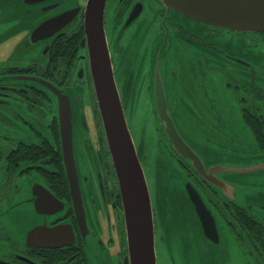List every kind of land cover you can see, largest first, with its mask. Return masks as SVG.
I'll use <instances>...</instances> for the list:
<instances>
[{
  "label": "flooded vegetation",
  "instance_id": "1",
  "mask_svg": "<svg viewBox=\"0 0 264 264\" xmlns=\"http://www.w3.org/2000/svg\"><path fill=\"white\" fill-rule=\"evenodd\" d=\"M71 1L0 0V34L6 33L18 39L14 45L8 43L4 47V43L0 41V49L18 46L30 49L39 46L47 58L45 63L32 62L27 66H4L2 64L8 63V57L0 59V205L4 204L11 209L15 204L31 202L36 210L37 197L45 195L43 189L48 190L64 203V208L54 215L40 214L43 224L51 227L72 224L77 241L84 245L69 188L66 196L65 192H58L51 183L55 178L67 179L59 129L58 97L51 87L68 94L72 104L69 91L78 88L91 101L89 117L84 115L80 122L73 113L75 157L82 193L84 194L86 187L92 192L94 190L95 196L98 194L101 197L103 207L108 211L109 218L111 215L113 219L115 238L122 242L121 249L128 251L121 190L97 105L86 41L84 16L88 0H84L83 4H70ZM77 7H80V11L71 23L49 30L45 35L47 37L32 43L31 35L34 30ZM105 27L116 83L126 114L128 102L135 98L141 99L147 94L151 99H157V68L163 80L159 65V50L162 45L168 47L178 41L188 48L200 41V49L196 53L197 66L201 71H204L211 54L219 61V64L213 63V70L224 67L222 58L239 64L240 68L228 66L227 69L231 72L228 74L237 79L238 91L249 93L253 97L254 106H251L247 104L246 97L238 94L239 102L242 103L243 120L257 143V154H260L257 157L264 158V88L258 87L256 83L258 63L260 58H264V54L259 51L257 43L247 41V38H255L264 45V32L249 36V33L227 30V37L218 28L185 17L172 8L166 9L158 0H108ZM212 37L214 41L222 40L225 49H218ZM223 74L228 75L226 71ZM139 85L144 86V92L138 89ZM77 124L89 135V138H85L84 148L79 147V151L75 142ZM160 133L165 137L164 132ZM163 142L186 174L185 180L175 183V192L169 198L161 199L159 191L155 199L152 196L158 264H214L208 255L217 248L214 242L204 236L185 184L190 182L196 187L217 219L219 216L225 220L226 210H232L237 205L205 182L174 151L167 138ZM136 146L140 153L137 143ZM141 156L142 154L140 158ZM93 202L98 203L96 197ZM169 207H186L188 211L172 219ZM50 216H54L52 221H49ZM226 223L229 225L227 220ZM119 225L123 232L121 240ZM115 238L111 240L112 243ZM237 239L248 257L247 264H264L250 253L243 238ZM191 242H197V245L193 247ZM50 251L48 248H28L25 241L24 246L15 244V253L0 259L9 264H49ZM126 256L127 254L124 257Z\"/></svg>",
  "mask_w": 264,
  "mask_h": 264
},
{
  "label": "rangeland",
  "instance_id": "2",
  "mask_svg": "<svg viewBox=\"0 0 264 264\" xmlns=\"http://www.w3.org/2000/svg\"><path fill=\"white\" fill-rule=\"evenodd\" d=\"M82 3L84 0H72L70 4ZM224 35L229 33L221 29ZM22 35V34H21ZM249 36L255 35L252 33ZM228 37V36H227ZM213 39V37L211 38ZM255 38L247 41L258 44L259 51L264 54V45ZM207 40V39H205ZM2 47L14 45L18 39L0 34ZM214 41V39H213ZM185 48L180 42L162 47L159 50V65L165 83L171 113L181 133L188 143L200 152L209 164L231 168H246L251 165L261 164L263 158L257 157V143L246 127L242 117V103L238 94L246 97L248 105L254 106L253 97L249 93H242L237 89V79L231 78L227 67L240 68L228 59L222 58L221 69L213 70V63L219 64L211 54L205 63L204 71L197 66V49L199 43ZM218 49H225L222 40L214 41ZM201 43V42H200ZM164 44V43H163ZM7 45V46H8ZM252 45V44H251ZM1 47V46H0ZM19 47V46H18ZM5 47L0 49V59L8 57V63L2 65L27 66L32 62L45 63L47 61L44 50L37 48ZM223 47V48H222ZM263 47V48H261ZM226 68V69H225ZM222 71V72H221ZM226 71L227 74H223ZM257 86L264 88V58L258 63ZM138 89L144 92V86ZM238 92V93H237ZM74 116L82 120L90 113V98L78 88L70 89ZM80 98V100H79ZM127 121L133 134L135 143L142 154L147 180L152 196L157 193L162 198H169L175 192V183L185 180V171L174 157L171 156L161 136L163 126L157 116L156 100L147 94L128 102ZM85 111V112H83ZM76 149L84 148L87 133L83 132L81 125L75 128ZM89 141V140H88ZM263 160V161H262ZM256 163V164H255ZM263 164V163H262ZM2 170H0V180ZM227 179L236 185L235 201L246 208L264 222V172L227 173ZM84 200L87 214L89 234L85 245L90 264H124V256L128 251L121 249V243L115 238L113 219L101 203V197L93 190L85 187ZM95 197L98 203H94ZM186 207H169L168 212L173 219L186 214ZM41 215L35 210L33 203L15 204L11 209L0 205V258L9 257L14 252L15 244L24 246L26 235L34 226L43 224ZM54 216H50L52 221ZM165 221V214L163 215ZM221 242L214 244L217 248L214 253H209L208 258L216 264H247L248 257L240 248L238 239L226 221L218 216ZM114 239L112 243L111 240ZM195 247L197 242H191ZM122 250V251H121Z\"/></svg>",
  "mask_w": 264,
  "mask_h": 264
},
{
  "label": "water",
  "instance_id": "3",
  "mask_svg": "<svg viewBox=\"0 0 264 264\" xmlns=\"http://www.w3.org/2000/svg\"><path fill=\"white\" fill-rule=\"evenodd\" d=\"M158 1L166 9L172 8L185 17L211 27L244 33L264 32V0ZM107 3L108 0L87 1L85 32L97 105L116 169L123 201L128 250V254L124 258V264H158L152 193L140 153L130 131L121 95L114 77L113 62L105 27ZM79 11L80 7L66 11L57 18L48 21L51 23H45L38 27L31 35L32 43L47 37L48 35H45L49 33V30L51 31L55 27L62 28L71 23ZM131 18H133V15ZM51 88L58 97L59 129L63 148L64 168L69 183L73 208L86 249L85 241L90 231L75 157L72 103L68 94L53 86ZM156 97L158 119H160L163 132L174 151L192 166L195 172L210 186L220 191L224 197L238 207L252 213L249 208L241 206L235 201L236 185L227 179L226 174L250 172L260 174L264 172V162H262L263 164L255 163L256 165L246 168H231L219 166L218 164L210 165V161L194 149L178 129L170 110L159 68H157ZM93 106L96 107V104L93 103ZM83 122L85 123L84 118ZM178 182L179 180L176 183ZM185 189L188 193L190 204L195 207L204 236L215 244H219L221 235L218 219L193 184L186 182ZM43 190L45 195L37 197L36 211L45 215H54L62 211L64 203L58 200L52 192ZM118 234L121 240L123 238L121 225L118 226ZM26 245L31 249H60L78 245V241L72 224H60L51 227L45 223L36 225L28 231Z\"/></svg>",
  "mask_w": 264,
  "mask_h": 264
},
{
  "label": "trees",
  "instance_id": "4",
  "mask_svg": "<svg viewBox=\"0 0 264 264\" xmlns=\"http://www.w3.org/2000/svg\"><path fill=\"white\" fill-rule=\"evenodd\" d=\"M54 188L59 192H65L68 196V181L64 178L51 180ZM225 221L229 223L231 231L245 240L251 254L264 262V222L252 213L241 207L235 206L232 210H226ZM0 264H9L0 259ZM49 264H90L85 246L82 243L72 247L51 249Z\"/></svg>",
  "mask_w": 264,
  "mask_h": 264
},
{
  "label": "bare ground",
  "instance_id": "5",
  "mask_svg": "<svg viewBox=\"0 0 264 264\" xmlns=\"http://www.w3.org/2000/svg\"><path fill=\"white\" fill-rule=\"evenodd\" d=\"M85 17V16H84ZM241 33V32H240ZM110 46V45H109ZM114 77H115V79H116V76H115V73H114ZM127 116V115H126ZM132 136H133V134H132ZM163 212V209L161 210V213Z\"/></svg>",
  "mask_w": 264,
  "mask_h": 264
}]
</instances>
